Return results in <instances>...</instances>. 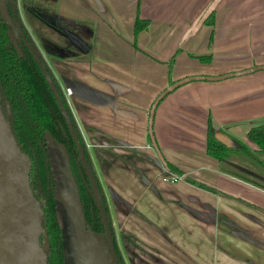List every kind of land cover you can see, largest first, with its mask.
Wrapping results in <instances>:
<instances>
[{
  "label": "crops",
  "instance_id": "0c3cea01",
  "mask_svg": "<svg viewBox=\"0 0 264 264\" xmlns=\"http://www.w3.org/2000/svg\"><path fill=\"white\" fill-rule=\"evenodd\" d=\"M214 1L54 0L58 19L86 23L92 33L85 60L50 66L64 93L71 90L113 232L121 245H135L136 264H264V174L252 165L242 167L244 178L223 172L205 150L208 118L226 145L257 149L247 132L264 123V69L187 83L157 105L153 138L181 181L161 180L170 173L148 133L151 107L170 81L264 67V0ZM210 6L207 25L200 19ZM136 16L149 25L135 48Z\"/></svg>",
  "mask_w": 264,
  "mask_h": 264
},
{
  "label": "trees",
  "instance_id": "16d2710c",
  "mask_svg": "<svg viewBox=\"0 0 264 264\" xmlns=\"http://www.w3.org/2000/svg\"><path fill=\"white\" fill-rule=\"evenodd\" d=\"M53 4L54 0H21L24 16L31 26L33 33L37 38L42 37L43 40L49 43L54 41L56 36L55 31L50 27H45V19L38 13L55 14ZM213 16L214 12L210 6L203 13L200 20L207 25H211ZM1 20L0 15V106L17 143L22 151L28 154L31 159L29 181L31 190L43 211L42 228L47 235L49 243L47 264H65L61 228L58 222L54 197L55 182L49 166L48 147L45 140L46 134H49L57 142L64 145L69 157L71 174L78 189L85 221L91 230L97 233L100 230L95 228L93 223L100 222V215L94 202L91 185L82 165L78 161V153L75 150L73 142L70 140L65 123L59 115L48 85L25 46L20 42L14 46L9 36L8 27L2 24ZM75 23L88 28L86 23ZM148 25L149 22L147 20L136 16L133 25V45L135 48L139 33L147 29ZM39 41H41L40 38ZM174 59L175 55L167 62L169 72ZM200 60L204 63L209 62L210 57H200ZM173 83V81H170L169 86ZM170 93L167 89L163 90L156 98L157 100L162 95L158 105ZM62 131L65 133H62ZM247 136L257 147L255 151H250L243 145L228 146L217 138L212 121L208 118L206 126V154L216 159L219 162L221 170H227V172L229 170L224 169V167L229 166L231 156L244 157L254 167L264 170V123L250 128ZM86 159L90 162L88 157ZM231 164L230 166H232ZM166 165L170 173L182 176V172L176 167L167 162ZM185 181L209 192H218L216 189L195 181L191 177L186 176ZM240 202L245 203L244 201ZM247 205L259 210V208L253 205Z\"/></svg>",
  "mask_w": 264,
  "mask_h": 264
},
{
  "label": "water",
  "instance_id": "95a60500",
  "mask_svg": "<svg viewBox=\"0 0 264 264\" xmlns=\"http://www.w3.org/2000/svg\"><path fill=\"white\" fill-rule=\"evenodd\" d=\"M0 12H2L1 16L3 20H6L8 25L13 26L12 21L9 19L10 16L6 11V0H0ZM15 29L27 45L65 119L76 146L79 160L89 179L95 204L104 226L103 235L91 230L87 225L82 212L78 189L71 174L67 151L63 144L57 142L49 134H46L45 140L48 147L49 166L55 182L54 197L58 222L61 228L64 263L117 264L118 259L113 249L111 232L109 231L102 206L101 196L103 194L97 185L95 172L92 166L90 167L91 163L89 162L88 165L86 159L88 155L86 154L84 145L81 143L74 125L71 123L63 107L59 91L53 79L37 53L26 41L20 24L17 22H15ZM260 69H264V67L216 77H186L174 82L167 88V91L172 92L180 86L191 82H217ZM161 98L162 95L151 107L148 133L151 144L162 165L169 172L166 162L153 138L152 129L154 111ZM30 168L31 159L28 154L22 151L17 143L0 106V264H47L49 243L47 235L42 228L43 211L30 187Z\"/></svg>",
  "mask_w": 264,
  "mask_h": 264
},
{
  "label": "flooded vegetation",
  "instance_id": "af4514ba",
  "mask_svg": "<svg viewBox=\"0 0 264 264\" xmlns=\"http://www.w3.org/2000/svg\"><path fill=\"white\" fill-rule=\"evenodd\" d=\"M6 11L10 16L9 19L12 21L13 26L8 25L6 23V20H3L2 16H1V18H2L1 23L8 27L9 36H10L12 43H14V46L18 42L22 43L25 46V48L27 49L28 53L30 54V57L33 59L34 63L36 64L33 56L31 55L30 51L28 50L27 45L25 44L24 40L20 37V34L15 29V22H17L20 24L22 32L25 35L26 41L29 43V45L32 47V49H34V51L37 53L41 62L46 67L48 73L50 74L51 78L53 79V82L59 91V95H60V98L62 100L63 107L65 108V111H66L71 123L74 125L75 131L77 132L79 139L83 143L82 137L80 136V133H79L78 128L76 126L75 120H74L73 115L71 113V110L69 107V101L67 99V96H69L71 94V90L69 89L70 93L68 94L67 89H65V93H64V91L62 90V88L60 86L58 79L55 77L53 71L51 70L50 63H52L54 61H70V60L81 61V60H85V57L90 52L87 54L82 53L83 51H85L83 46L86 47L87 45H89L92 49V42H91L92 33H91V30L88 29L84 25L83 26L77 25L74 21L58 19L55 14H48L46 12H40L38 14L41 15L45 19V22H44L45 27H47V28L50 27L51 29H53L55 31L54 33L56 34V36H55V39L52 43H49L46 40H43L42 37H39L41 39V41H39V38H37V36L33 33L31 26L28 24V22L24 16L23 9L21 6V0H6ZM0 15H2V12H0ZM14 15H15L16 19H15ZM36 66L38 67L37 64H36ZM38 69H39V67H38ZM39 71H40V69H39ZM40 73H41L42 77L44 78L41 71H40ZM44 80H45V78H44ZM45 82H46V80H45ZM46 84L48 85L47 82H46ZM48 88H49V86H48ZM51 94H52V92H51ZM52 96L54 98L53 94H52ZM54 101L56 103L59 115L65 123L66 130H67V133L70 137V140L73 142L72 137L70 135V132L68 130V127L66 125L65 119L59 110V107H58V104H57L55 98H54ZM62 133H65V132L62 131ZM73 144H74V142H73ZM74 146H75V144H74ZM75 150H76V146H75ZM76 152H77V150H76ZM78 161L81 164L79 157H78ZM88 165H89V162H88ZM90 167H91V165H90ZM96 180H97V178H96ZM97 185L99 187V183H97ZM101 193H100V195H101ZM93 198H94V194H93ZM101 200H102V206H103V209H104V212L106 215L109 231L111 232L113 249H114L115 254L117 256V259H118L117 264H136L135 263V256H136L135 245H121V242H119V240H120L119 236H117L113 232L111 215H110V211L106 205L105 197L101 196ZM94 202H95V200H94ZM93 226L100 230L99 231L100 234L104 235V226L102 224L101 218H100V222L99 223L98 222L93 223ZM130 247H131V249H130Z\"/></svg>",
  "mask_w": 264,
  "mask_h": 264
},
{
  "label": "rangeland",
  "instance_id": "374dc122",
  "mask_svg": "<svg viewBox=\"0 0 264 264\" xmlns=\"http://www.w3.org/2000/svg\"><path fill=\"white\" fill-rule=\"evenodd\" d=\"M88 24L92 25L90 22H88ZM230 164L233 163L234 166L231 167H227V169L230 172H235V175L240 177V178H244L243 175V171H242V167H247L252 165V169H255V172L260 173V174H264V170H262L261 168H256L254 167V165L252 163L249 162V160H246L244 157H239V156H231V160H230ZM227 171V170H226Z\"/></svg>",
  "mask_w": 264,
  "mask_h": 264
},
{
  "label": "built area",
  "instance_id": "2783aa9c",
  "mask_svg": "<svg viewBox=\"0 0 264 264\" xmlns=\"http://www.w3.org/2000/svg\"><path fill=\"white\" fill-rule=\"evenodd\" d=\"M67 93L69 94L70 93V90L67 89ZM170 173V172H169ZM183 179L182 176H177V175H174L172 173L168 174L167 176H164L161 178V180L164 182V183H176L178 181H181Z\"/></svg>",
  "mask_w": 264,
  "mask_h": 264
}]
</instances>
